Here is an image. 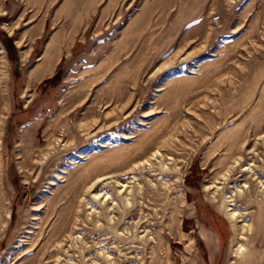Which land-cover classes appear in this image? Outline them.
<instances>
[{"label": "rangeland", "instance_id": "obj_1", "mask_svg": "<svg viewBox=\"0 0 264 264\" xmlns=\"http://www.w3.org/2000/svg\"><path fill=\"white\" fill-rule=\"evenodd\" d=\"M0 264H264V0H0Z\"/></svg>", "mask_w": 264, "mask_h": 264}, {"label": "bare ground", "instance_id": "obj_2", "mask_svg": "<svg viewBox=\"0 0 264 264\" xmlns=\"http://www.w3.org/2000/svg\"><path fill=\"white\" fill-rule=\"evenodd\" d=\"M3 61V60H2ZM2 63V62H1ZM4 63V62H3ZM4 73V72H3ZM2 73V74H3ZM2 78V77H1ZM2 79H4V78H2ZM3 82V81H2ZM154 155H156L155 153H154ZM126 186V185H125ZM241 238H244V237H241ZM239 249H240V252L242 253L243 252V250H246V248H245V246L243 245V244H241L240 246H239ZM252 256H253V253H249V254H246V256H245V258H248V259H252Z\"/></svg>", "mask_w": 264, "mask_h": 264}, {"label": "trees", "instance_id": "obj_3", "mask_svg": "<svg viewBox=\"0 0 264 264\" xmlns=\"http://www.w3.org/2000/svg\"><path fill=\"white\" fill-rule=\"evenodd\" d=\"M57 73L55 72V75H56Z\"/></svg>", "mask_w": 264, "mask_h": 264}]
</instances>
